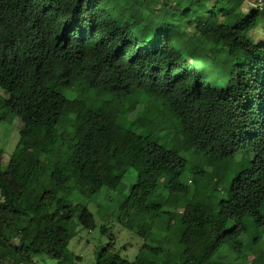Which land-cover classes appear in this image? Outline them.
<instances>
[{
  "label": "trees",
  "instance_id": "obj_1",
  "mask_svg": "<svg viewBox=\"0 0 264 264\" xmlns=\"http://www.w3.org/2000/svg\"><path fill=\"white\" fill-rule=\"evenodd\" d=\"M209 1L0 0V91L21 124L0 170V264H76L75 228L95 220L74 195L120 191L128 169L119 218L144 244L94 264H159L173 234L168 264H264V42L249 37L264 10Z\"/></svg>",
  "mask_w": 264,
  "mask_h": 264
},
{
  "label": "rangeland",
  "instance_id": "obj_2",
  "mask_svg": "<svg viewBox=\"0 0 264 264\" xmlns=\"http://www.w3.org/2000/svg\"><path fill=\"white\" fill-rule=\"evenodd\" d=\"M162 1L163 0H161V2ZM216 2L219 3L220 0H210L209 5L211 6ZM250 9L251 7H249V5L245 2L242 6V11L246 13ZM187 32L188 35H191L193 29L190 28ZM249 37L254 41V43L264 42V21H262L256 29L249 32ZM67 87L69 90L74 92L77 90L76 85H68ZM5 105L6 98L0 91V117L4 116V120L0 121L1 172L10 159L16 158L14 156V149L18 142V132L21 128V124L17 118H9L10 116L5 113ZM75 112L76 109L73 111V116L75 115ZM130 117L132 119H136V121L141 125H145L148 122L147 119H142L137 114H133ZM194 154L195 153L186 155L188 164L186 167V172L181 178L183 183H186L187 181L190 182L191 176H193L198 171L197 164H201L200 160L196 158V155ZM241 154H238L234 158V168L237 166L235 164L239 163L242 158H244L245 154ZM118 157H121L120 159L122 161H126V163L128 162V159L125 157V155H122L119 152ZM223 167L228 169V165L226 164ZM136 177V173L132 169H128L120 191L103 188L91 200L83 198L79 199L78 195H74L73 201L86 206L87 209L92 213L95 220V228L93 230H86L80 225H77L75 228L74 236L68 245V251L75 257L79 258L76 264H94L96 251L102 249L104 246L110 243L113 244L114 251L121 257L128 258L130 261L136 260V257L139 254L140 248L144 244V241L140 239L136 233L126 230L119 218L121 215V209L126 200V195L129 192L131 185L136 181ZM229 179L230 177L228 178L227 176V183L229 182ZM163 182L166 183V180ZM177 240L178 237L173 234L169 235L163 244H154L155 246L162 247L163 249V254L159 259V264H168L175 251ZM33 262L35 264H57L56 261L45 255L34 257Z\"/></svg>",
  "mask_w": 264,
  "mask_h": 264
},
{
  "label": "built area",
  "instance_id": "obj_3",
  "mask_svg": "<svg viewBox=\"0 0 264 264\" xmlns=\"http://www.w3.org/2000/svg\"><path fill=\"white\" fill-rule=\"evenodd\" d=\"M245 2L249 5V7L254 8L255 10H264V0H257L256 2L246 0Z\"/></svg>",
  "mask_w": 264,
  "mask_h": 264
}]
</instances>
